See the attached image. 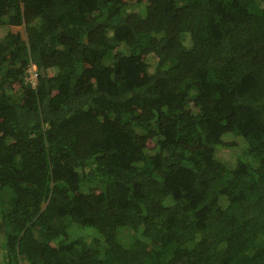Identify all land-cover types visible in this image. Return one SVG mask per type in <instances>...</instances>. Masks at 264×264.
Wrapping results in <instances>:
<instances>
[{
    "label": "trees",
    "instance_id": "16d2710c",
    "mask_svg": "<svg viewBox=\"0 0 264 264\" xmlns=\"http://www.w3.org/2000/svg\"><path fill=\"white\" fill-rule=\"evenodd\" d=\"M0 246L264 264V0H0Z\"/></svg>",
    "mask_w": 264,
    "mask_h": 264
},
{
    "label": "rangeland",
    "instance_id": "374dc122",
    "mask_svg": "<svg viewBox=\"0 0 264 264\" xmlns=\"http://www.w3.org/2000/svg\"><path fill=\"white\" fill-rule=\"evenodd\" d=\"M14 30L15 31H20L23 33V35L25 36V28L23 26H20V27H14ZM34 72L32 71L30 74H29V79H33L34 80ZM27 79V78H26ZM75 232L77 234H81V235H84L87 237V239H92L95 235L97 236L98 232L92 228V227H88V226H81V228L77 229V227L75 228ZM130 236V239H135L136 238V235H137V232L133 231V230H130L129 234ZM5 258V249L3 246H0V260H3Z\"/></svg>",
    "mask_w": 264,
    "mask_h": 264
},
{
    "label": "clouds",
    "instance_id": "9594fccd",
    "mask_svg": "<svg viewBox=\"0 0 264 264\" xmlns=\"http://www.w3.org/2000/svg\"><path fill=\"white\" fill-rule=\"evenodd\" d=\"M32 71L34 72V75H35L34 80L29 79V74ZM26 78L28 81L30 80L29 82H31L32 84H34L36 82V80H37L36 79L37 78V67L35 65H32L31 67L28 68Z\"/></svg>",
    "mask_w": 264,
    "mask_h": 264
}]
</instances>
